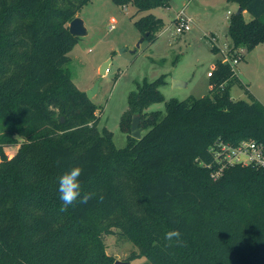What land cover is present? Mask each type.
I'll list each match as a JSON object with an SVG mask.
<instances>
[{
	"label": "trees",
	"instance_id": "obj_1",
	"mask_svg": "<svg viewBox=\"0 0 264 264\" xmlns=\"http://www.w3.org/2000/svg\"><path fill=\"white\" fill-rule=\"evenodd\" d=\"M89 1L0 0V264H113L103 242L112 229L137 248L127 262L264 264V168L230 167L214 181L205 166L218 140L264 145V106L231 98L236 76L220 61L199 98L165 101L163 78L143 82L128 95L120 120L128 142L117 149L66 67L78 39L68 25ZM111 1L144 12L170 0ZM228 1L252 16L229 18L228 49L242 48V60L264 42V0ZM155 21L134 23L149 42ZM161 102L163 115L146 111ZM135 115L140 140L129 135ZM15 144L9 158L5 147ZM73 166L90 199L61 211L58 178ZM171 229L182 244L164 239Z\"/></svg>",
	"mask_w": 264,
	"mask_h": 264
},
{
	"label": "rangeland",
	"instance_id": "obj_2",
	"mask_svg": "<svg viewBox=\"0 0 264 264\" xmlns=\"http://www.w3.org/2000/svg\"><path fill=\"white\" fill-rule=\"evenodd\" d=\"M238 9L235 1L189 2L185 6V14L193 21L192 30L177 35L176 14L166 6L139 12L131 4L117 6L111 0L86 3L78 13L86 35L72 45L66 67L78 91L87 93L97 85L91 101L97 107L98 132L110 133L117 149L127 145L128 136L120 129V120L128 108L129 93L136 91L137 85L143 82L163 78L158 90L165 101L199 98L209 93L213 66L217 61L226 63L220 51L212 49L203 35L212 33L216 46L223 49L225 40H228V17ZM149 14L156 18L150 27L156 37L153 42L143 39L134 24ZM242 17L245 21L252 18L247 12L242 13ZM260 50L255 46L245 61H238L235 68L240 71L241 82L234 81L230 92L246 102L257 101L264 105V50ZM104 63H107L105 72L100 74ZM175 81L180 84L175 85ZM146 111H160L163 115L165 102L154 103ZM145 132L142 131V135ZM18 147V144L7 145L6 155L12 157ZM112 232L103 235L105 252L114 261L127 262L126 259L132 251L137 252V248L121 238L118 230L112 229ZM128 263L150 264L144 257Z\"/></svg>",
	"mask_w": 264,
	"mask_h": 264
},
{
	"label": "built area",
	"instance_id": "obj_3",
	"mask_svg": "<svg viewBox=\"0 0 264 264\" xmlns=\"http://www.w3.org/2000/svg\"><path fill=\"white\" fill-rule=\"evenodd\" d=\"M174 24L177 35L185 34L191 31L193 27L192 19L184 13L183 9L177 12ZM203 38L207 40L212 48L220 51L225 59V63L229 65L232 74L236 76L235 67L241 59L244 50L238 48L232 54L226 46L223 49L218 48L216 46V40L211 35L204 34ZM210 151L213 160L205 166L211 170L210 177L214 181L222 175L224 170L230 167L253 166L256 168H264V145L253 139L241 140L237 144H230L218 140L210 147Z\"/></svg>",
	"mask_w": 264,
	"mask_h": 264
},
{
	"label": "clouds",
	"instance_id": "obj_4",
	"mask_svg": "<svg viewBox=\"0 0 264 264\" xmlns=\"http://www.w3.org/2000/svg\"><path fill=\"white\" fill-rule=\"evenodd\" d=\"M82 173L83 169L81 166H73L58 178L59 199L62 202L61 211H67L69 206L74 205L78 198L84 204L90 199L87 194L81 196L80 177ZM164 239L168 242H175L178 245L183 243L182 234L177 229L167 231Z\"/></svg>",
	"mask_w": 264,
	"mask_h": 264
},
{
	"label": "water",
	"instance_id": "obj_5",
	"mask_svg": "<svg viewBox=\"0 0 264 264\" xmlns=\"http://www.w3.org/2000/svg\"><path fill=\"white\" fill-rule=\"evenodd\" d=\"M240 11H242V8L239 9V11L237 12V14L240 13ZM68 30L69 33L77 38L83 37L86 35V28L84 26L83 21L79 18L76 17L74 18L72 21H70L69 25H68ZM106 64L104 63L103 66L101 67L100 70V74H104L105 72V68H106ZM175 85H179L180 82L175 81L174 82ZM97 89V85L95 84L93 89L89 90L86 94V97L88 99H91L93 94L95 93ZM61 122H63V119H61ZM139 122H140V117L138 115H135L132 117V121H131V125H130V130H129V135L131 138L136 139V140H140L142 137V130L139 128ZM113 264H129L128 262H123V261H114Z\"/></svg>",
	"mask_w": 264,
	"mask_h": 264
},
{
	"label": "crops",
	"instance_id": "obj_6",
	"mask_svg": "<svg viewBox=\"0 0 264 264\" xmlns=\"http://www.w3.org/2000/svg\"><path fill=\"white\" fill-rule=\"evenodd\" d=\"M195 0H170L169 1V3H168V5L166 6V8H169L170 10L171 9H173L174 10V13L175 14H177V12L179 11V10H181V9H183L184 10V13H185V6L190 2H194ZM226 1H228V0H226ZM191 5V4H190ZM238 5V4H237ZM239 6V5H238ZM172 7V8H171ZM241 7L239 6V9H240ZM239 9H238V11H239ZM237 11V12H238ZM237 12L235 13V14H237ZM245 11L242 9V11H240V13H244ZM232 14H230V16H231ZM230 16L228 17V20H227V31H228V24H229V18H230ZM249 21V20H248ZM209 35H211L212 37H214V35L212 34V33H210ZM227 40V39H226ZM225 40V43H224V45L226 46V47H228L229 46V41L227 40L226 41ZM256 47H260V49H262V50H260L261 52H263V50H264V42L263 43H260V44H258ZM213 49V48H212ZM216 50V49H215ZM251 51H249L246 55H245V57L242 59V61L244 60H246L247 58H246V56L247 55H249V53H250ZM248 57V56H247ZM222 64H224L223 62H222ZM228 65V64H227ZM215 68H216V63H215V65L213 66V68H212V72L215 70ZM235 70H236V79H234V81H237V82H241L240 80H239V73H240V71H239V69H237V68H235ZM212 72H211V74H212ZM211 74H210V76H211ZM210 79H211V77H210ZM233 83V82H232ZM232 83H231V85H232ZM225 85V83L223 84V86ZM231 85H230V87H231ZM212 84H211V81H210V88H209V91H211L212 90ZM230 87H229V93H230V96H231V98H233L234 100H241V99H239V97H234L232 94H231V92H230ZM208 94V93H207ZM206 95V94H205ZM204 96V95H203ZM202 97V96H201Z\"/></svg>",
	"mask_w": 264,
	"mask_h": 264
}]
</instances>
